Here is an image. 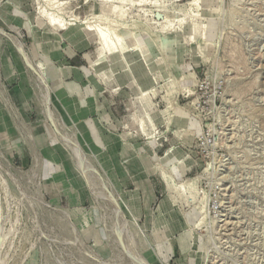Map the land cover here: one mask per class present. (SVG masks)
<instances>
[{
	"label": "rangeland",
	"instance_id": "1",
	"mask_svg": "<svg viewBox=\"0 0 264 264\" xmlns=\"http://www.w3.org/2000/svg\"><path fill=\"white\" fill-rule=\"evenodd\" d=\"M120 1L0 0V264H264V0Z\"/></svg>",
	"mask_w": 264,
	"mask_h": 264
},
{
	"label": "bare ground",
	"instance_id": "2",
	"mask_svg": "<svg viewBox=\"0 0 264 264\" xmlns=\"http://www.w3.org/2000/svg\"><path fill=\"white\" fill-rule=\"evenodd\" d=\"M109 1V0H108ZM115 1V0H114ZM124 1V0H123ZM193 1V0H192ZM194 1H196L195 2V5H197V3L199 2V0L197 1V0H194ZM194 1H193V3H194ZM201 1V0H200ZM206 1V0H205ZM50 2V1H49ZM119 2H121L120 0H119ZM204 2V1H203ZM202 2V3H203ZM112 3V2H111ZM193 3L191 2V4L193 5ZM200 4V3H199ZM198 4V5H199ZM62 5V4H61ZM60 6V5H59ZM200 6H201V4H200ZM57 8V7H56ZM200 8V7H199ZM114 9H116V8H114ZM114 9H110V10H113V11H115ZM47 18H48V15H47ZM53 18H54V15H53ZM60 18V17H59ZM55 19V18H54ZM54 19H52V18H48L47 19V24L49 25V26H59L58 24H57V22L55 21L56 19L58 20V18H56L55 20ZM58 21H60V20H58ZM59 23V22H58ZM60 24H61V22H60ZM63 25V24H62ZM167 27H165V28H163V30H165ZM86 31H88V32H90V34H91V36H92V38L94 39V40H96L97 42H98V49L100 50V52H102V54H106V55H108V56H117L119 59H122L124 62H126L127 61V58H128V51H126V49H125V47L122 45V43L120 42V40H119V38L118 37H116L114 34H113V32L109 29V28H107L106 26L104 27V26H99V27H97V26H88L86 29H85ZM189 35L190 36H194L195 35V32H196V26H194V24H192L191 26H190V29H189ZM8 36V35H7ZM11 38H13V37H11ZM14 39V38H13ZM18 42V41H17ZM16 42V43H17ZM17 46H18V44H17ZM17 48V47H16ZM20 48H21V46H20ZM19 49V48H18ZM23 49V48H22ZM21 49V50H22ZM20 50V49H19ZM21 52V51H20ZM105 55V56H106ZM26 58V57H25ZM28 60H29V58H27ZM27 60V61H28ZM30 63H31V61H29ZM32 64V63H31ZM36 77V76H35ZM39 77V76H38ZM36 79V78H35ZM41 80V79H40ZM42 81V80H41ZM39 83V82H38ZM41 83V82H40ZM43 86H44V84H43ZM40 88V87H39ZM41 89H43V87L41 88ZM44 90H46L45 88H44ZM42 91V90H41ZM45 92V91H44ZM47 92V91H46ZM42 94V93H41ZM43 97V96H42ZM48 99V98H47ZM46 100V99H45ZM44 100V101H45ZM43 101V102H44ZM45 104H47L46 102H45ZM46 109V108H45ZM46 110H48V109H46ZM45 110V111H46ZM48 112V111H47ZM46 113V112H45ZM50 114V113H49ZM48 115V114H47ZM51 115V114H50ZM48 117V116H47ZM51 117V116H50ZM49 118V117H48ZM51 120V119H50ZM54 122V121H53ZM55 126H57V123H53ZM58 128V127H57ZM64 140V139H63ZM65 142V141H64ZM1 154V153H0ZM83 156H84V154H83V152L81 153V152H78V158L80 159V161H81V167L84 169L85 167H88V165H89V162H88V160L86 159V157L84 156V158H83ZM1 159V158H0ZM40 161V160H39ZM1 164V163H0ZM2 165V164H1ZM38 166V158H37V156L34 158V161H33V164H32V167L30 168V170L28 171L30 174H34L35 173V171H37V167ZM2 167V166H1ZM0 167V168H1ZM1 169H3V168H1ZM34 176V175H33ZM87 177H89V175L87 174ZM2 186H4L3 184H2ZM91 186H92V184H91ZM8 188V187H7ZM9 189V188H8ZM4 190V189H3ZM8 191V190H7ZM6 193V192H5ZM5 195V194H4ZM41 204L43 203V202H41V201H39ZM33 203V202H32ZM44 204V203H43ZM33 205H34V203H33ZM52 208V207H51ZM119 209V208H118ZM49 210V209H48ZM57 210V209H56ZM115 211V210H114ZM65 215V214H64ZM65 218V217H64ZM124 218V217H123ZM68 219H69V216H68ZM125 219V218H124ZM119 222V221H118ZM120 222H121V220H120ZM121 223H123V221L121 222ZM72 224V223H71ZM70 224V225H71ZM126 224V223H125ZM124 223L120 226V228H126V226H124L125 225ZM74 226V225H73ZM72 229V228H71ZM127 229V228H126ZM121 230V229H120ZM123 231V230H122ZM124 232H128V231H124ZM77 233V232H76ZM124 235V234H123ZM126 235V234H125ZM6 236H7V234H6V232H4V230H2V228H1V230H0V250L2 249V243L4 244V239L6 238ZM78 236V235H77ZM127 236V235H126ZM130 237H132V236H130ZM7 239V238H6ZM129 239H131V238H129ZM5 242H6V240H5ZM134 242V241H133ZM132 242V240H131V243H133ZM129 243V242H128ZM131 246V245H130ZM131 247H133V246H131ZM132 250V249H131ZM132 252V251H131ZM137 252V251H136ZM94 257V256H93ZM97 258V257H96ZM96 260V259H95ZM94 260V261H95ZM99 261V260H98ZM100 264H101V262H100ZM140 264H147L146 262H141Z\"/></svg>",
	"mask_w": 264,
	"mask_h": 264
}]
</instances>
